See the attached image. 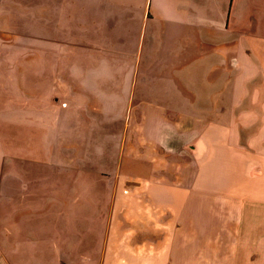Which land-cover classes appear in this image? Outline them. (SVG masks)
Returning a JSON list of instances; mask_svg holds the SVG:
<instances>
[{
    "label": "crops",
    "instance_id": "1",
    "mask_svg": "<svg viewBox=\"0 0 264 264\" xmlns=\"http://www.w3.org/2000/svg\"><path fill=\"white\" fill-rule=\"evenodd\" d=\"M46 11L40 50L0 40V115L25 107L0 116V264H55L22 258L47 240L75 257L59 264H82L86 203L73 218L52 198L84 185L101 217L120 209L126 264H264V0H48ZM11 122L25 126L19 165ZM232 152L246 154L236 179ZM2 169L20 171L17 195Z\"/></svg>",
    "mask_w": 264,
    "mask_h": 264
},
{
    "label": "rangeland",
    "instance_id": "2",
    "mask_svg": "<svg viewBox=\"0 0 264 264\" xmlns=\"http://www.w3.org/2000/svg\"><path fill=\"white\" fill-rule=\"evenodd\" d=\"M46 4L48 5V0H0V40L3 39L4 40L14 39L15 41L17 40L16 46L18 47L17 48L18 52H24L25 50H28V48L34 49L36 45L40 50L41 46H43L42 44L43 40L41 39H43V36L45 35V20H46L45 16L47 14ZM0 50H3L2 54H4L3 56H1V58L5 59L6 55L4 51H7L9 49L5 50L3 48H0ZM26 66L27 64L24 66V69ZM11 110L12 111L1 114L0 116L3 118H10V116L16 114V117H19L21 115L23 117L25 114V107L23 104H18L17 108L16 106L12 105ZM10 127L12 133L16 135V137H18L19 139L23 140L24 128H25L24 122H15V123L11 122ZM17 149L15 151V155H14L15 158L13 159V162L14 164L19 165L21 163V155H20L21 152L20 150ZM222 158L223 159L229 158L232 160V168L230 167L231 168L230 171L228 170V167L224 169L222 166V168L226 170L228 175H231L232 178L236 179L240 177L242 173L245 175L244 166L246 165V154L244 152H232L230 153L229 156L226 157L223 156ZM247 158L249 159L250 157L247 156ZM242 164L243 167H241ZM41 169L43 171L42 166ZM44 170H46V173L45 175L43 174L44 175L43 179L49 181L54 180L53 178L54 173L52 174V171L49 172V170L51 169H44ZM129 170H131L129 167L123 166L120 172V176L116 177L115 180H118V183H120V179L121 177H123V174H125ZM2 171H3L2 182H3V177H6L7 180H9L10 177L11 181L13 182L12 184L13 186L11 187L12 188L11 193L17 195L20 186L17 185L16 183L19 182L18 179L20 175L18 174L20 173V171L13 172L12 174L4 173L5 172L4 169H2ZM84 179L81 181L83 182ZM95 181L100 182L101 179L99 177L98 178L96 177ZM2 185L3 184H1V186ZM129 185H131V183ZM125 187H126L125 191L129 192L127 196H130L131 189L128 186ZM31 189H35V187H31ZM76 189L77 190L74 191V195H72V194H68V192L73 191V187H70V189L69 186L65 188H61L59 189V191H56V193L53 195L52 200H54L58 204L62 203L63 208H65V211H67L69 216L70 217L72 216L73 218L78 217L74 212V209L78 207V204L79 207H82V205L86 203L84 237L83 238L78 236L73 237V238L78 237L79 242L80 241L83 242V254H82L81 263L82 264H126L125 255L127 251L128 226L127 225L122 226L118 224L119 223L118 214L120 212V209L116 208L115 210L114 209L115 207L113 206L114 203L110 204L107 212L105 209L107 215V220L105 223V219L103 218V216L101 217L99 214V210L101 207L98 204H96V201L92 200V197L89 196L90 193L87 189V185H84L81 188H76ZM205 189H209V188H205ZM220 190L223 191L222 189ZM53 191H54L53 189H45L44 193L49 194L50 196L52 195ZM78 193H82V197L80 200L78 198ZM89 204H91L90 205L91 207L88 208ZM115 211H116L115 216L117 218L114 215L112 216L111 214ZM115 218L117 219L116 222L118 223H114ZM11 222H13V220H10V223ZM10 225L13 226V224ZM116 233H118V235ZM78 234L79 233L74 232V235H78ZM48 241L49 240L43 242L42 244L38 243V245H35V248L32 251L24 253L22 255V258L28 260L31 259V257H33L35 259L40 260V262L41 261L44 262L45 260H50L55 262V264H59L58 262L70 259V256H71V261L75 259L74 255L71 254L72 252L70 250L66 252H63L62 250H60L59 252L55 250L47 251L49 246L52 249L53 247H55L54 242L49 241L50 245H48L49 243ZM67 264H79V263L68 262Z\"/></svg>",
    "mask_w": 264,
    "mask_h": 264
},
{
    "label": "trees",
    "instance_id": "3",
    "mask_svg": "<svg viewBox=\"0 0 264 264\" xmlns=\"http://www.w3.org/2000/svg\"><path fill=\"white\" fill-rule=\"evenodd\" d=\"M34 140L35 139L32 138V143H33ZM14 141H15V143H14L15 144V149L22 147V144L24 143V141L19 139L18 137H16V135H14ZM106 220H107V215L105 216V223H106Z\"/></svg>",
    "mask_w": 264,
    "mask_h": 264
}]
</instances>
